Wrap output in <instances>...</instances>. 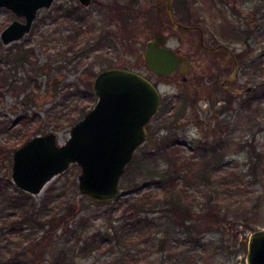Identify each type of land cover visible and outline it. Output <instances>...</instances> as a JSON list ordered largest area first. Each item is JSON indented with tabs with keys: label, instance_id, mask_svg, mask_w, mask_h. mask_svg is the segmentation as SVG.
<instances>
[{
	"label": "rangeland",
	"instance_id": "374dc122",
	"mask_svg": "<svg viewBox=\"0 0 264 264\" xmlns=\"http://www.w3.org/2000/svg\"><path fill=\"white\" fill-rule=\"evenodd\" d=\"M61 1L63 0H53L50 6L38 8L31 28L18 39L8 43L0 39L1 59L6 58L5 51L9 46L16 48L19 44L31 46L35 57L34 61L10 59L2 62L8 75L7 80L12 77L20 79L26 82V87L14 95L6 84L0 86V118H12L23 107L28 113L38 112L44 120L48 118V112L59 114V124H54L56 119L48 123L41 122L42 125L36 132L55 130L58 140L64 141L73 122L64 119L59 100L62 96L67 97L68 101L81 99L83 107L88 109L96 98L95 92L94 98L89 97L95 71L110 64L126 65L144 72L156 80L161 98L156 110L145 123L144 140L136 146L120 176L116 195L112 199L96 202L90 195L81 192L78 188L80 165L70 162L39 192L25 190L31 196L30 207L41 209L44 223L37 238L19 233L20 228L25 231L32 228L28 221L17 220L12 227L8 223L2 225L0 264H119L115 254L121 246V240L113 237L103 249H90L81 242L94 230L110 232L118 225L125 211L126 198L123 191L126 185L137 181L152 183L158 176V169L154 168V162L146 152L152 150L153 144L162 137L176 141L187 153L199 138L220 142L218 152L223 153L225 162L228 161V169H213L209 164L196 162L193 175L197 182L195 187L198 188V196L193 201L200 202L210 193L213 196L212 202H218L223 208H227L230 216L237 220V227L243 230L247 243L249 232L264 226V97H257L250 106H246L241 105V98L235 96L223 107V92L214 90L210 85L187 83L180 78V74L175 76V70L166 76L152 72L144 60L143 48L146 39L159 25L160 19L155 12L153 0H140L141 13L130 22L119 18L115 21L103 19L106 11L101 6H83L82 11L86 14L90 32L81 31L77 35L80 47L69 50L65 35L71 30L70 23L61 18H53L55 5ZM191 1L200 8L195 11H201L202 18L203 14L207 17L209 27H212V22L218 28L254 27V52L264 47V0ZM159 2L160 0H156L157 4ZM147 7L153 9L150 16L146 12ZM15 15L10 8L0 6V27ZM162 17L164 19L165 16ZM102 23H105L104 29L116 31L113 37L103 33ZM166 32V43L181 47V27L173 25L172 28L167 27ZM236 41L241 42L240 39ZM82 46L87 48L85 53L81 52ZM176 71L179 73V70ZM252 73V78H258L264 75V69L256 74L255 67L252 66ZM28 79H35L39 83L38 87L33 89L27 82ZM54 80H58L56 87ZM255 90L260 93L258 86ZM25 92L35 95L40 92L42 95L30 96L31 100L22 103L19 97ZM220 107L223 108L217 111ZM83 113L79 110L74 115L80 117ZM17 135L16 130L11 136L17 138ZM168 156L172 158L173 153L158 157L161 160L159 165ZM11 162V152L0 159V174L8 175L7 188L15 194L20 187L11 179ZM253 177L255 180H252ZM50 185V192L46 193V188ZM60 212L66 214V219L61 224L58 217ZM168 222L166 219L162 220L158 228L159 234L165 230L171 231L172 226ZM222 232L216 226L201 231L202 238L211 237L220 245L217 248L220 250H216L205 264H246V251H231L237 248L238 243L233 245L234 239ZM158 254L159 251H154L135 264H160L157 261Z\"/></svg>",
	"mask_w": 264,
	"mask_h": 264
},
{
	"label": "trees",
	"instance_id": "16d2710c",
	"mask_svg": "<svg viewBox=\"0 0 264 264\" xmlns=\"http://www.w3.org/2000/svg\"><path fill=\"white\" fill-rule=\"evenodd\" d=\"M68 14L65 12V15ZM13 53L14 60L34 61L35 59L31 46H18L13 49ZM3 61L8 59L0 58V86L6 84L7 89L17 95L26 87V82L14 77L7 80L8 75L2 64ZM27 82L33 89L39 85L35 79H28ZM258 87L260 93H257L255 88L250 90V95L245 98L243 105L250 106L252 100L264 97V84H259ZM1 95L0 90V99ZM40 95H42L40 92L37 95L25 92L19 100L24 103L32 99L30 96ZM89 97H95L93 89ZM59 102L62 108L61 114L70 122L78 118L79 115H74L76 111H86L81 99L68 101L67 97L62 96ZM47 115L48 118L44 120L38 112L28 113L23 107L15 112L12 118L1 117L0 159L8 156L17 142L21 143L38 131L41 122L48 123L56 119L54 124L60 123L59 114L48 112ZM16 130L18 135L14 138L11 135ZM175 142L162 137L153 144L152 150L146 152L153 160L154 168L158 169V176L152 183L137 181L126 185L123 191L126 198L125 211L118 225L110 232L94 230L88 233L81 242L84 247L103 249L114 237L121 240V246L115 254L119 264H135L154 251H159L157 261L160 264H205L220 245L211 237L202 238L201 231L216 226L218 230L223 231L222 233L234 239L233 245L238 243L237 248L231 251H246V236L243 230L237 227V220L230 216L227 208H223L218 202H212L213 196L210 193L200 202L193 201L198 196V188L195 187L197 182L193 175L196 162L202 165L209 164L213 169H228V161L226 163L222 158L223 153L218 152L221 148L220 142L199 138L191 145L188 153ZM169 153H173V157L164 158L162 165H159L161 160H158V157ZM8 180V175L0 174V227L6 223L12 227L13 222L17 220L28 221L32 228L29 231L20 228L19 233L37 238L38 231L44 223L41 209L30 207L31 196L24 189L19 188L15 194L11 193L7 188ZM252 180H255V177ZM51 187L52 185L46 188V193L50 192ZM58 215L61 224L66 219V214L60 212ZM165 219L169 221L168 225L171 224L172 229L159 234V225ZM22 252L27 251L22 250Z\"/></svg>",
	"mask_w": 264,
	"mask_h": 264
},
{
	"label": "water",
	"instance_id": "95a60500",
	"mask_svg": "<svg viewBox=\"0 0 264 264\" xmlns=\"http://www.w3.org/2000/svg\"><path fill=\"white\" fill-rule=\"evenodd\" d=\"M51 1L0 0V6L25 16L24 20L15 17L5 24L0 30L1 40L6 43L20 37L29 29L36 9L48 6ZM166 5L174 24L182 25L172 12L170 0H166ZM164 38V33L155 31L143 48L148 68L159 75L171 73L180 61V55ZM253 86L247 84L239 90ZM92 88L96 93L94 102L71 124L64 141L58 140L55 130H47L32 133L12 149L10 175L18 187L39 192L74 161L80 165L81 192L98 200H109L116 195L121 173L136 146L144 140L145 123L156 110L161 93L158 84L144 72L119 64L96 70ZM245 263L264 264V226L249 232Z\"/></svg>",
	"mask_w": 264,
	"mask_h": 264
},
{
	"label": "flooded vegetation",
	"instance_id": "af4514ba",
	"mask_svg": "<svg viewBox=\"0 0 264 264\" xmlns=\"http://www.w3.org/2000/svg\"><path fill=\"white\" fill-rule=\"evenodd\" d=\"M153 1H155V12L157 13V16L160 20L158 27L156 26V28L153 29L152 35L155 31L164 33V42L166 43V28H172L173 25H178L174 24L172 20L171 13L169 12L166 5V0H160L158 4L156 3V0ZM233 1L234 0H229V2ZM52 2L53 0L51 3ZM191 2V0H170L174 16L176 20L182 24L180 25L182 36L181 47L171 46L170 44L166 43L167 45L173 47L176 53L180 55V61L178 62L177 67L174 69V73L176 74L175 76L180 74V78L187 83L190 82L192 84L199 85L206 84L212 86L214 90H219L220 92L222 91L223 107H226L227 103L231 99L235 98V96L241 98L239 102L241 105H243L245 98L250 95L249 91L254 89L259 84H264L261 83L264 75H260L258 78H252V66L255 67L256 74L259 71L262 72L264 69V47L254 52L255 48L253 47V44L256 45V43H252L254 39L253 31L255 28H218L215 26L214 22H212V27H209L207 17L203 14L202 18L201 11H195V9L200 8H198L194 2ZM50 4L48 6H50ZM89 4H95L104 8L106 13L103 14V19L107 18L111 21H115L119 18L122 21L130 22L133 18L138 17L141 13L140 0H89L88 2H83L82 0H63L58 2L55 5V13L53 14V18H61L70 23L71 30L65 35V40H68L67 48L69 50H75V48L80 47L77 42V35L81 31L90 32L89 22L85 16L86 14L84 11H82V7ZM40 7L43 6H39L38 8ZM38 8L36 9L34 17L37 14ZM201 8L205 9L203 5H201ZM178 10H180V13H178ZM152 11V7L146 8L148 16L152 14ZM65 12H68L69 14L65 15ZM163 15L165 16L164 19L162 17ZM15 17L20 20L25 19L24 15L17 14L11 19ZM34 17L32 18L29 29L31 28ZM122 21H120V24H123ZM103 24L105 23H102V29L105 28ZM3 26L0 27V30ZM26 31H24V33ZM103 31L105 35H110L112 37L114 33H116L115 30L110 28L104 29ZM224 31L226 33H223ZM221 34H223L222 37ZM236 39H240L241 42L238 43ZM18 46L24 45L19 44L17 47ZM13 49H15V47L13 48L9 46L5 51V54L7 55L5 57L8 60L13 59L14 57ZM86 51L87 48H83L82 46L81 52L85 53ZM17 60L25 61L28 59ZM180 67L182 70H180ZM176 70H179V73ZM57 81L58 80H54L53 82L55 87ZM154 81L156 82V80ZM247 84H254V86L249 89L239 90V88L246 86Z\"/></svg>",
	"mask_w": 264,
	"mask_h": 264
}]
</instances>
